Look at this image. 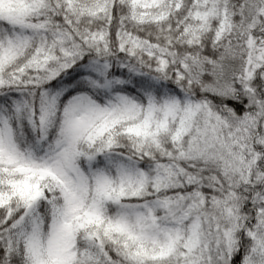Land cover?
I'll use <instances>...</instances> for the list:
<instances>
[{"label": "snow or ice", "instance_id": "obj_1", "mask_svg": "<svg viewBox=\"0 0 264 264\" xmlns=\"http://www.w3.org/2000/svg\"><path fill=\"white\" fill-rule=\"evenodd\" d=\"M0 264H264V0H0Z\"/></svg>", "mask_w": 264, "mask_h": 264}]
</instances>
